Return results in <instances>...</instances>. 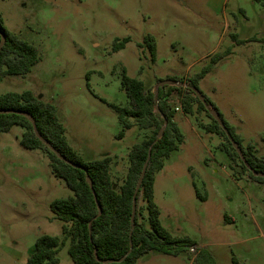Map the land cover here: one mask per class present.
I'll use <instances>...</instances> for the list:
<instances>
[{"label":"rangeland","instance_id":"obj_1","mask_svg":"<svg viewBox=\"0 0 264 264\" xmlns=\"http://www.w3.org/2000/svg\"><path fill=\"white\" fill-rule=\"evenodd\" d=\"M0 13L5 27L42 56L25 76H5L0 94L30 90L54 104L68 143L84 159L111 156L116 190L127 152L149 132L133 127L117 137L121 125L107 103L128 104L123 69L155 89L173 77L185 81L211 55L230 49L198 86L242 144L264 156L262 0H0ZM147 34L156 43L154 62L140 45ZM124 37L130 38L124 48L113 51L114 40ZM170 103H179L176 94ZM182 116L193 128L180 122L185 141L155 173L153 196L162 225L196 245L177 256L152 251L136 264H192L201 247L217 264H233L232 257L264 264V183L252 181L222 151V138L198 125L210 122L204 112ZM23 130L15 125L0 133V241L31 249L42 234L62 235L50 203L71 191L52 173L44 151L20 144ZM67 245L58 264H73Z\"/></svg>","mask_w":264,"mask_h":264},{"label":"trees","instance_id":"obj_2","mask_svg":"<svg viewBox=\"0 0 264 264\" xmlns=\"http://www.w3.org/2000/svg\"><path fill=\"white\" fill-rule=\"evenodd\" d=\"M0 31L5 36V41L0 47V81L7 75L25 76L41 60L39 49L33 43L9 31L3 23L1 13ZM129 40V37L115 39L113 51L124 48ZM140 45L148 51L150 59L154 62L156 43L153 36L145 35ZM229 53L230 49L214 53L199 72L185 81L176 77L171 78L172 83L182 81L188 87L171 84L157 85L155 89L147 88L142 80L130 77L125 69L122 70L120 86L126 94L128 104L121 106L107 103L121 125L117 137H123L125 131L133 127L149 132L127 152L128 168L118 190L115 189L111 177V156L84 159L68 143L65 127L58 117L54 104L35 97L30 90L0 94V109L28 112L35 122L38 133L71 162L68 164L62 161L35 135L32 124L25 115L15 112L0 113V133L8 132L15 125L23 128L20 144L27 149L44 151L52 173L62 179L71 191L70 195L55 198L50 203L54 218L62 222V235L38 236L34 242V251L27 258L26 264H58L57 253L66 243L73 264H136L141 256L152 251L177 256L196 245L190 237L174 236L162 225L160 211L153 196L155 173L163 167L164 160L170 153L177 150L184 141V135L174 120L175 110L170 103L173 94L177 95L185 113L197 115L204 112L210 122H198V125L206 132L222 138L220 144L222 151L252 181L264 183V156H257L252 144H242L234 128L227 124L214 102L198 86L199 81L213 65ZM190 87L198 88L209 108L217 110L231 137L239 146L243 159ZM164 120L167 123L163 134L157 138ZM146 160L147 166L136 193L132 220V197ZM86 175L91 179V187L86 181ZM98 206L101 208L99 215ZM130 242L132 247L127 253ZM121 258L123 259L120 260ZM231 261L233 264H243L236 257H232ZM192 264L217 263L212 252L207 247H201L195 250Z\"/></svg>","mask_w":264,"mask_h":264},{"label":"water","instance_id":"obj_3","mask_svg":"<svg viewBox=\"0 0 264 264\" xmlns=\"http://www.w3.org/2000/svg\"><path fill=\"white\" fill-rule=\"evenodd\" d=\"M0 47L3 45L4 41H5V36L4 34L0 31ZM171 80H167V81H164L162 82V86L164 84H171ZM175 84L177 86H182V87H188V85L184 82H181V81H176ZM191 90L193 91V93L195 94V96L204 104V106L209 110V113L210 115L212 116V118L219 124V126L223 129V131L225 132V134L228 136L229 140L231 141L233 147L235 148V150L238 152V154L240 155V157L243 159V155H242V152L239 148V146L237 145V143L234 141V139L231 137L228 129L226 128L222 118L220 117L219 113L217 112V110L215 109H210L209 106L207 105L206 101H205V98L203 96V94L200 92V90L198 88H195V87H190ZM19 113V114H23L25 115L28 120L31 122L32 124V128H33V132L35 133V135L50 149L52 150L62 161H65L66 163L68 164H71V162L69 160H67L60 152H58L56 149H54V147L48 143L37 131L36 129V125H35V122L32 118V116L28 113V112H23V111H15L13 109H0V113ZM166 120H164V124L161 126L159 132H158V136L157 138L161 137L162 134H163V130H164V126L166 125ZM147 161L146 160L142 166V169H141V172H140V175L138 177V180H137V183H136V186H135V190H134V194H133V197H132V214H131V219L133 220L134 218V211H135V197H136V193L139 189V186L141 184V181H142V178L144 176V173H145V170H146V166H147ZM86 181L87 183L89 184V186L91 187L92 186V182H91V179L88 175H86ZM101 213V208L98 206V215ZM131 242H130V247H129V250L127 253L130 252L131 250ZM123 258H121L120 260H122ZM109 261H104V263H107Z\"/></svg>","mask_w":264,"mask_h":264},{"label":"crops","instance_id":"obj_4","mask_svg":"<svg viewBox=\"0 0 264 264\" xmlns=\"http://www.w3.org/2000/svg\"><path fill=\"white\" fill-rule=\"evenodd\" d=\"M264 2V1H263ZM176 106H180L179 103H177ZM175 106V107H176ZM179 119V121L177 120ZM174 120L175 122L177 123L179 129L181 130V127H180V122L181 123H186V124H190V122L188 121V119L184 116H182V110L181 111H176V113L174 114ZM190 126L193 128V126L190 124ZM137 128V127H136ZM138 130V133H143L145 130ZM182 132V130H181ZM184 135V134H183ZM141 141V139H139V142ZM184 141H185V135H184ZM183 141V143H184ZM180 150V147L177 149V150H174L170 153V155L166 158V159H169L170 157H172V155L179 151ZM166 159L164 160V164H163V167L165 165V161ZM162 167V168H163ZM161 168V169H162ZM160 169V170H161ZM0 251H2V254L5 255L6 259L5 258H2L0 259V262L2 264H26V260L27 258L33 253L34 251V245L33 247L30 249V246H27V247H23V246H17V247H13V246H9V245H5L3 243H1L0 241ZM147 254V253H146ZM145 255V254H144ZM142 257V256H141Z\"/></svg>","mask_w":264,"mask_h":264},{"label":"built area","instance_id":"obj_5","mask_svg":"<svg viewBox=\"0 0 264 264\" xmlns=\"http://www.w3.org/2000/svg\"><path fill=\"white\" fill-rule=\"evenodd\" d=\"M174 110H175V111H181L182 108H181V106H176V107L174 108Z\"/></svg>","mask_w":264,"mask_h":264}]
</instances>
